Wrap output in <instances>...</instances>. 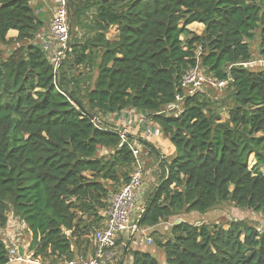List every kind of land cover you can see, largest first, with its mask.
I'll return each mask as SVG.
<instances>
[{
	"label": "trees",
	"instance_id": "obj_1",
	"mask_svg": "<svg viewBox=\"0 0 264 264\" xmlns=\"http://www.w3.org/2000/svg\"><path fill=\"white\" fill-rule=\"evenodd\" d=\"M67 11L69 50L55 69L32 43L43 23L30 0H0V45L14 47L0 49V232L17 220L40 264L88 248L134 167L130 139L102 121L125 110L144 113L174 150L137 230L223 202L264 217V67L243 65L256 34L264 60V0H67ZM193 70L226 82L225 119L205 90L185 94ZM177 95L179 111L164 112ZM132 237L114 264H264V229L242 221L173 225L152 241L162 263L130 250Z\"/></svg>",
	"mask_w": 264,
	"mask_h": 264
},
{
	"label": "built area",
	"instance_id": "obj_2",
	"mask_svg": "<svg viewBox=\"0 0 264 264\" xmlns=\"http://www.w3.org/2000/svg\"><path fill=\"white\" fill-rule=\"evenodd\" d=\"M54 12L49 23L50 37L54 43L53 50L43 48L45 51L50 52V60L56 69L59 63L64 59L67 51L69 50V25L67 18V0H53ZM243 65L248 67H264V60L258 59ZM226 86L225 81H219L212 77L203 75L197 70L188 72L182 78L181 87L184 89L185 94L190 96L197 91H204L207 89H222ZM176 102L166 106L164 112L179 111V105L182 97L177 95ZM119 134L122 142L126 140L125 131H115ZM127 147L134 159V167L129 176V180L124 184L116 193L109 197V208L105 215L106 219L104 225L95 230L91 235L94 243V252L88 258L64 262L62 264H112L114 261L115 253L113 248L115 242L122 233H133L135 224L132 223L131 217L134 213L139 215L143 209H134V204L137 194L143 182V164L141 160L142 147L139 144L129 141ZM23 227V226H22ZM130 234V236H132ZM7 249V263H20L27 264H40L39 261L29 258H23L17 253L16 242L7 243L2 240ZM147 244H151L150 238L146 239Z\"/></svg>",
	"mask_w": 264,
	"mask_h": 264
},
{
	"label": "crops",
	"instance_id": "obj_3",
	"mask_svg": "<svg viewBox=\"0 0 264 264\" xmlns=\"http://www.w3.org/2000/svg\"><path fill=\"white\" fill-rule=\"evenodd\" d=\"M30 5L34 9L38 19L43 23V28L41 29V31L39 32V34L36 36L35 40L32 43L41 46L43 48L49 49L48 51L51 52L53 50L54 43L50 37L49 23L51 21L54 12L53 0H30ZM194 26H198V28H201L200 29L201 31L203 29L202 25L200 24H192L189 26V29L192 31L193 30L192 28ZM197 34L200 33L198 32ZM16 36H17L16 31L11 30L7 33V38L13 39ZM102 121L107 123L109 126H112L113 129L116 131H125L126 137H128L132 143L139 144L142 147V152L143 149L145 150L148 160L147 167H149V170L147 172L145 171V176H148L150 178L149 175H151L152 176L150 178L151 182L155 184L158 178L157 176L158 164L162 161V159L168 160L174 154V150L172 146L170 145L167 139L162 137V135L158 131V128L147 120V117L144 113L135 110H125L119 114L103 117ZM141 142L146 143L149 147L148 148L144 147L141 144ZM101 154L107 155V152L103 151V153ZM147 193L145 192L144 194ZM144 200L145 197L143 198L141 202V206L140 208H138V210L143 209ZM207 214L208 213H206V215ZM181 215H185V214H180L178 216L171 217L167 221L160 222L157 226L153 228H144L146 232L145 235L141 234V239L138 244L136 242H133L132 239L129 249L147 252L151 254L153 257H155L159 263H162L164 261L163 253L154 246V242H152L151 244H147L146 239L150 238L153 241V239L155 238V234L156 235L160 234V236L163 237L162 239L169 237L171 227L175 224L184 221ZM136 216H138L137 213ZM10 221L11 220L9 219L7 226L10 224ZM201 224H202L201 222H193V225L198 226ZM3 232L4 231L0 232V235ZM140 233H142V230ZM167 233L168 236L166 235ZM8 238L9 239H7L6 241L5 240L3 241L7 243L15 242L13 237H8ZM120 238H122V235L118 236L117 240ZM28 246L29 244H25V245L17 244L16 246L17 253L21 255L23 258L31 257V253L28 251ZM121 246L122 244L118 248H121ZM72 250H74V246H72ZM115 251L117 252V249ZM93 252H94V243L91 239L89 247L85 249H81L80 255L75 251V260L88 258L93 254ZM9 264H27V263L20 262V263H9Z\"/></svg>",
	"mask_w": 264,
	"mask_h": 264
},
{
	"label": "rangeland",
	"instance_id": "obj_4",
	"mask_svg": "<svg viewBox=\"0 0 264 264\" xmlns=\"http://www.w3.org/2000/svg\"><path fill=\"white\" fill-rule=\"evenodd\" d=\"M192 29H193L192 31L195 33H198V32L201 33V30H200L201 28H198V26H194ZM112 35H113V32H110V34L107 37L109 39H113ZM12 48L14 47L13 46L3 47L0 45V49L2 50L4 57L7 54H9L10 52L9 50H11ZM258 50H259V37H258V34H256L254 40L250 43V53L252 55V60L254 61L259 59ZM46 54L50 59L51 54L48 51L46 52ZM205 91L207 92L206 93L207 97L214 103L213 108L216 109L217 112L221 111V117L222 119H225L226 113L224 112V110L229 105V91L227 90V86L219 90L207 89ZM101 153H103V151L100 152V155H104ZM140 156H141V160L143 164V182H142L140 191L137 194V198L134 204V209L140 208L143 198L146 197V195L156 186L155 184H157V182L155 184L151 182V179H150L152 177L151 175H149L150 178L148 176H145V171L147 172L149 170V167H147L148 160H147V155L144 149H143V152H141ZM251 162L252 160L250 159V163ZM159 172L160 171L158 169V172H157L158 177L160 176ZM157 181H158V178H157ZM145 192L146 193L148 192V193L144 194ZM181 216L183 217V220H184L183 222L190 223V224H193V222H201L202 224L208 225V226L218 225V226L226 227L227 224L231 221H242L256 228L259 231L264 229V217L261 214L254 213L250 210H239L235 208L229 202H223L219 204L214 209L210 210L207 215L192 212V213H188V214L181 215ZM9 219L11 220L10 224L7 226L4 232L1 233L0 235L1 239L6 241L7 239H9L8 237H13L16 244L18 245L29 244L30 236L28 235L27 232H25L22 225L18 223L17 220H15L13 217H10ZM131 219L133 223L135 224L136 222L135 220L137 219L136 213H134ZM141 230H142V233H140ZM145 233H146L145 229L137 230L132 237L133 242H136L138 244L141 239V234L145 235ZM130 234L131 233L121 234L122 238L118 239L119 244L115 245L113 248V252L116 253V258L114 257V261L112 264H114L117 259V254L119 253L118 249L121 250L118 247L121 245V243H124L128 237H130ZM166 235L168 236V233ZM155 238L157 240H160L162 236H160V234H157V235L155 234ZM118 240H116V242ZM116 249H117V252L115 251Z\"/></svg>",
	"mask_w": 264,
	"mask_h": 264
},
{
	"label": "water",
	"instance_id": "obj_5",
	"mask_svg": "<svg viewBox=\"0 0 264 264\" xmlns=\"http://www.w3.org/2000/svg\"><path fill=\"white\" fill-rule=\"evenodd\" d=\"M137 227H138V222L136 223L135 229L133 230V233L131 234L132 236H133L134 233L137 231Z\"/></svg>",
	"mask_w": 264,
	"mask_h": 264
}]
</instances>
